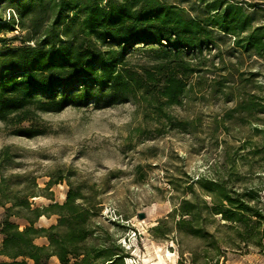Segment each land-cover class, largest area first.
I'll return each mask as SVG.
<instances>
[{"label":"trees","instance_id":"16d2710c","mask_svg":"<svg viewBox=\"0 0 264 264\" xmlns=\"http://www.w3.org/2000/svg\"><path fill=\"white\" fill-rule=\"evenodd\" d=\"M199 1L208 11L203 20L162 0H0V10L12 13L8 21L0 17V33L14 31L16 24L25 33L23 41L30 43L0 47V122L14 127L13 135L33 138L43 134L33 125L40 114L134 100L145 106L146 119L149 110L172 123L166 109L181 106L190 79L203 78L202 54L212 29L230 36L236 48L264 58V26L244 35L251 20L241 17L240 8L223 0ZM138 51L148 54V61L133 65L129 57ZM239 106L251 118L264 114L262 97ZM24 123L30 126L21 127ZM258 150L249 156L261 153ZM261 160L247 164L249 176L244 179L231 165L239 183L204 177L187 181L190 197L181 198L171 211L175 221L169 232L202 241L200 255H192L190 264H220L228 250L245 254L250 248H264L261 189L251 179L257 168L264 188V157ZM18 178L0 175V257L10 260L0 264H50L52 258L58 264H125L128 253L97 220L101 209L96 191L74 187L56 172L46 189L66 181L65 200L40 208L30 200L38 191L34 179L11 182ZM50 215L56 216L54 224L35 226ZM210 218H217L220 235L206 230ZM13 220L23 221V227ZM162 224L152 228L156 238L164 236ZM37 238L46 244H35Z\"/></svg>","mask_w":264,"mask_h":264},{"label":"rangeland","instance_id":"374dc122","mask_svg":"<svg viewBox=\"0 0 264 264\" xmlns=\"http://www.w3.org/2000/svg\"><path fill=\"white\" fill-rule=\"evenodd\" d=\"M162 1L199 20L208 15L199 0ZM223 1L240 8L241 17L251 20L244 35L264 26V0ZM11 16L2 7L0 17L8 21ZM14 29L1 31L0 47L30 44L23 41L25 33L16 24ZM212 30V40L202 54L203 78L190 79L181 106L166 109L172 123L159 120L149 110L146 119L145 106L134 100L40 114L33 125L43 134L33 138L13 135L14 127L0 122V175L18 176L12 183L23 177L34 179L38 191L30 200L40 208L65 200L66 181L46 189L49 176L56 172L68 177L74 187L96 191L101 209L97 220L128 253L125 264H190L192 255H200L202 241L169 232L175 221L171 211L181 198L190 197L187 181L204 177L239 183L231 175V165L244 179L249 176L247 164H261L264 157V114L251 118L239 106L251 98H264V58L236 48L230 36ZM148 57L138 51L129 59L131 64L141 65ZM221 76L228 79L223 81ZM178 122L183 126L174 125ZM28 126L30 123L21 125ZM4 148H8L5 156L1 153ZM256 148L261 153L249 156ZM258 175L263 173L256 168L251 179L261 189L264 205ZM2 214L0 207V219ZM139 214L144 215L142 220ZM13 221L20 229L24 225ZM160 221L164 236L156 238L152 228ZM55 222L56 216H43L35 226L47 228ZM217 222V218L206 220V230L220 235ZM34 242L46 244L44 238ZM225 260L220 264H264V248H250L245 254L228 250ZM2 262L10 260L0 257ZM50 264L58 263L52 258Z\"/></svg>","mask_w":264,"mask_h":264},{"label":"water","instance_id":"95a60500","mask_svg":"<svg viewBox=\"0 0 264 264\" xmlns=\"http://www.w3.org/2000/svg\"><path fill=\"white\" fill-rule=\"evenodd\" d=\"M138 218H139L140 220H142V219L144 218V215H143V214H139V215H138Z\"/></svg>","mask_w":264,"mask_h":264}]
</instances>
